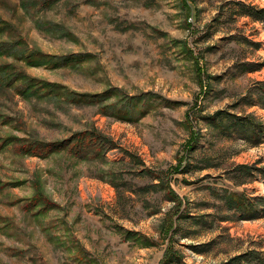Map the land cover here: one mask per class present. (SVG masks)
<instances>
[{"label":"rangeland","instance_id":"374dc122","mask_svg":"<svg viewBox=\"0 0 264 264\" xmlns=\"http://www.w3.org/2000/svg\"><path fill=\"white\" fill-rule=\"evenodd\" d=\"M248 9L264 0H0V68L72 93L0 87V264H264V21ZM38 53L54 60H23ZM110 88L145 115L77 101ZM85 131L114 144L104 160L17 150Z\"/></svg>","mask_w":264,"mask_h":264},{"label":"trees","instance_id":"16d2710c","mask_svg":"<svg viewBox=\"0 0 264 264\" xmlns=\"http://www.w3.org/2000/svg\"><path fill=\"white\" fill-rule=\"evenodd\" d=\"M182 8L186 11L187 14H189V11L185 6L184 1H182ZM245 14L250 18H252L254 21H259V20L264 21V10L255 11L253 9H248L247 12H245ZM23 60L29 66H37L42 64L44 65L45 63L46 64L51 63L54 59L38 53L36 55L29 54L27 56H24ZM73 60H74L73 57L67 59L64 58L60 59L61 64L63 63L66 64ZM12 69L13 66L4 67L3 70L2 68H0V87L7 88L8 86L12 85L13 81L23 80V82L20 84V86L17 89V91L21 94H25L27 92L35 94L40 91L43 92V89H46L44 91L45 93L42 95L53 94V93L69 95V96L72 95V93L68 92L66 89H64L65 91L62 92L63 88L60 86H55L47 82L45 83L38 82L34 79H30L26 77L23 73H19V72L14 73ZM4 80H6V82L3 84ZM76 95L78 97L77 101H84L85 103H89V104L90 103L102 104L110 100L112 97L117 98L115 102L110 104H105L101 107L102 108L101 111L105 115H112L113 113H116L112 116H115L117 118L130 119L132 114L138 113L137 118L140 119L146 113V110L144 109V103H141L142 98L140 97L126 98L123 96V94H121L120 90L116 88H110L101 94H95V95L76 94ZM143 97H147L148 100L150 99L152 100L154 98V95L146 94ZM117 107H119V109L124 108L125 109L124 113L121 114L119 111L115 112V108ZM19 142L20 144L17 150L20 154L29 155L31 157H38L41 159H45L52 154L65 151L70 156L79 160H88V159L104 160L106 151H108L114 145L109 139L105 138L103 135L98 134L97 132H90V131L79 132L74 134L69 139L56 141V142H38V141H27V140L19 141ZM231 198L235 200V205L240 211L244 213L245 217H251L250 216L251 205L249 202L243 200L238 195H232ZM40 204H42L43 208L46 209L45 206L47 204L45 202V198H43L41 194L34 196L31 207L34 208ZM126 235L127 238L129 236H136L135 233H125V239H126ZM77 257L79 259L84 258L83 255L81 254V251L77 254Z\"/></svg>","mask_w":264,"mask_h":264}]
</instances>
